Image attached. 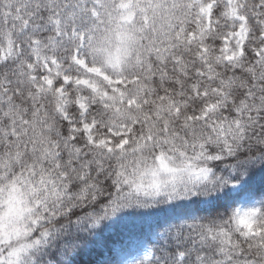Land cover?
I'll use <instances>...</instances> for the list:
<instances>
[{
  "label": "snow or ice",
  "instance_id": "1",
  "mask_svg": "<svg viewBox=\"0 0 264 264\" xmlns=\"http://www.w3.org/2000/svg\"><path fill=\"white\" fill-rule=\"evenodd\" d=\"M0 264H264V0H0Z\"/></svg>",
  "mask_w": 264,
  "mask_h": 264
}]
</instances>
